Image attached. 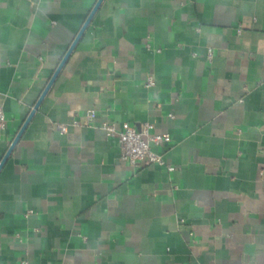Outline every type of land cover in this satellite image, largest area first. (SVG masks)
Wrapping results in <instances>:
<instances>
[{
    "label": "crops",
    "instance_id": "obj_1",
    "mask_svg": "<svg viewBox=\"0 0 264 264\" xmlns=\"http://www.w3.org/2000/svg\"><path fill=\"white\" fill-rule=\"evenodd\" d=\"M95 2L0 0V161ZM104 121L168 133L175 169L121 161ZM23 260L264 264V0H102L0 169Z\"/></svg>",
    "mask_w": 264,
    "mask_h": 264
},
{
    "label": "built area",
    "instance_id": "obj_2",
    "mask_svg": "<svg viewBox=\"0 0 264 264\" xmlns=\"http://www.w3.org/2000/svg\"><path fill=\"white\" fill-rule=\"evenodd\" d=\"M240 29H238V32ZM207 58H212L211 49L207 52ZM145 85L153 87L155 80L152 74L146 75ZM89 117H94L95 112L91 111L87 114ZM171 116V115H170ZM76 122V121H75ZM101 127L105 130L107 136L115 139L120 149V160L127 162L133 168H139L143 165L157 163L165 165L168 170H173L175 167L166 163L162 156L152 150V144H161L169 142L171 137L168 133H153L151 130L153 124L145 123L143 127L137 129L134 125L124 121L117 126L112 121H104ZM6 128V121L4 116L3 107L0 104V135ZM57 128L64 132L67 127L65 124H57ZM21 264H32L27 260H23Z\"/></svg>",
    "mask_w": 264,
    "mask_h": 264
},
{
    "label": "water",
    "instance_id": "obj_3",
    "mask_svg": "<svg viewBox=\"0 0 264 264\" xmlns=\"http://www.w3.org/2000/svg\"><path fill=\"white\" fill-rule=\"evenodd\" d=\"M101 2H102V0H96L95 4L91 8V10H90L89 14L87 15L86 19L84 20L82 26L80 27V29L77 32V34L75 35L74 39L70 43L68 49L66 50V52L62 56V58L59 61L58 65L56 66L55 70L53 71L52 75L50 76L48 82L46 83L45 87L43 88L42 92L40 93L38 99L34 103L33 107L29 111V113L26 116V118L24 119V121H23L22 125L20 126L18 132L16 133V135L13 138L12 142L10 143L7 151L5 152L4 156L2 157V159L0 161V169H1L2 165L4 164L5 160L7 159V157L9 156V154L11 153V151L13 150L14 146L16 145L17 141L19 140L21 134L23 133L24 129L26 128L27 124L29 123L30 119L32 118L33 114L35 113V111L39 107L41 101L43 100V98L46 95L47 91L49 90V88L51 87L52 83L54 82L55 78L57 77L58 73L60 72V70L63 67L64 63L66 62L67 58L69 57L71 51L73 50L74 46L76 45V43L78 42V40L81 37L82 33L84 32V30L88 26L91 18L93 17L95 11L97 10V8L99 7Z\"/></svg>",
    "mask_w": 264,
    "mask_h": 264
}]
</instances>
